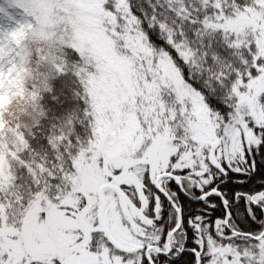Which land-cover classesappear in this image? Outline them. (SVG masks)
<instances>
[{
  "label": "snow or ice",
  "instance_id": "6c2138e0",
  "mask_svg": "<svg viewBox=\"0 0 264 264\" xmlns=\"http://www.w3.org/2000/svg\"><path fill=\"white\" fill-rule=\"evenodd\" d=\"M0 264H264V0H0Z\"/></svg>",
  "mask_w": 264,
  "mask_h": 264
}]
</instances>
